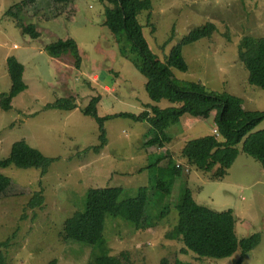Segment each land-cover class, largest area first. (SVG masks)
Masks as SVG:
<instances>
[{
  "label": "rangeland",
  "instance_id": "374dc122",
  "mask_svg": "<svg viewBox=\"0 0 264 264\" xmlns=\"http://www.w3.org/2000/svg\"><path fill=\"white\" fill-rule=\"evenodd\" d=\"M23 1L0 0V95L12 88L9 57L22 65L25 86L10 110L0 106V159L8 158L13 145L23 141L55 161L44 176L37 168L0 169L8 178V186L0 192V244L9 239L2 251L4 264H89L94 247L63 238L66 221H76L84 211L88 190L123 187L124 200L145 186L151 190L145 228L137 230L122 219L106 220L104 236L111 255L120 257L124 252L126 264H238L239 260L264 264L260 161L264 159V121L239 144L240 154L223 181H211L207 174L190 169L187 159L189 140L215 133L212 118L186 115L181 125L169 130L174 139L166 150L144 146L150 139L146 122L114 117L104 123L108 144L99 153L87 152L101 142L100 125L82 112L93 98H100V117L137 115L153 104L146 78L133 61L137 55L130 52L126 35L116 37L104 25L106 0H76L68 13L58 17L52 0H37L21 14L26 24H34L40 32L37 40L24 35L6 15ZM148 17L143 12L138 21L152 52L162 61L191 30L214 23L217 30L211 38L183 46L188 71L173 70L176 78L239 96L248 110L264 111V91L248 83V72L238 58L243 37H264V0H152ZM68 38L78 44L79 69L71 56L56 59L44 50L46 44ZM66 98H74L78 107L71 111L47 108ZM157 105L172 106L166 100ZM153 154L167 156L162 167L174 156L187 172L176 180L169 196L154 187L158 172L151 171ZM186 186L198 204L217 211L232 209L238 239L259 234V245L243 259L240 252L226 259H199L191 251L184 253V244L167 239L166 234L177 224L176 204ZM36 192L45 201L32 207ZM163 212L167 216L161 217Z\"/></svg>",
  "mask_w": 264,
  "mask_h": 264
},
{
  "label": "trees",
  "instance_id": "16d2710c",
  "mask_svg": "<svg viewBox=\"0 0 264 264\" xmlns=\"http://www.w3.org/2000/svg\"><path fill=\"white\" fill-rule=\"evenodd\" d=\"M37 0H24L11 7L6 15L11 17L24 35L33 40L41 37L34 24H26L21 14ZM76 0H52L56 17L68 13V8ZM109 5L105 9L104 25L116 36L126 35L131 42L130 52L136 54L133 60L135 66L146 78V91L153 104H147V110L140 114L121 113L114 116L100 117L98 114L99 97L93 98L89 105L82 109L86 116L93 117L100 125V145L87 148L85 151L99 153L107 144L104 129L105 121L114 117L129 118L136 122H146L148 132L154 137L144 143V146L166 148L172 140L169 129L178 125L185 115L196 118H206L211 112H216L215 129L217 133H208L203 137L188 141L187 159L190 169L207 174L211 181H223L228 170L233 166L240 154L239 144L243 139L264 121V111H251L245 107L244 100L236 95L224 92L210 91L205 85L197 82H187L176 78L173 70L188 71V64L183 55V46L208 39L216 32L214 23L208 22L189 32L182 42L174 47L164 60L154 54L144 35L143 26L138 16L152 9V0H106ZM44 50L53 58L61 59L71 56L74 66L79 69L82 57L77 42L72 39H59L48 43ZM122 53L127 54L123 49ZM240 63L248 72V83L264 91V37L245 36L238 48ZM8 71L12 78V88L9 93L0 95V106L3 110L12 108L13 100L25 90L23 85V67L16 58L7 60ZM166 100L172 104L161 108L157 103ZM78 107L75 99L58 100L49 104V109L74 110ZM167 157V156H166ZM168 166L159 169L155 189L164 195L172 194L176 180L186 173V170L168 158ZM55 161L43 155L39 150L26 142L13 145L8 158L0 159V169L16 167L21 169H41L44 176L49 166ZM174 161V162H173ZM264 168V159H260ZM151 167V166H150ZM8 186V178L0 172V192ZM126 189L123 187H107L89 189L86 195L84 211L78 213L76 221L67 220L63 234L64 241L80 242L94 247L96 253L89 264H126L125 253L121 256L111 255L104 231L108 217L122 219L137 230L145 228L147 205L150 195L149 187L138 189L137 195L122 200ZM45 199L36 192L31 200V206H41ZM178 221L166 237L169 240H179L184 244L183 252H193L200 258L226 259L235 253L245 254L255 249L260 241L259 234L239 240L236 235V217L232 209L217 211L198 204L192 191L186 186L176 204ZM167 216L163 212L161 217ZM9 239L0 244V264L5 263L2 255L7 248ZM239 260L238 264H241Z\"/></svg>",
  "mask_w": 264,
  "mask_h": 264
},
{
  "label": "crops",
  "instance_id": "0c3cea01",
  "mask_svg": "<svg viewBox=\"0 0 264 264\" xmlns=\"http://www.w3.org/2000/svg\"><path fill=\"white\" fill-rule=\"evenodd\" d=\"M106 88H107V87H106ZM213 113H215V112H213ZM215 114H216V113H215ZM185 116H186V115H185ZM185 116H184V117H185ZM187 116H188V115H187ZM184 117H183L182 119H184ZM209 118H212L213 121L215 120V116H214V117H212V116H211V117H207V119H209ZM182 119H181L179 125H181V123H182ZM214 123H215V122H214ZM176 126H177V125H176ZM176 126H175V127H176ZM175 127H173V128H175ZM173 128H171V129H173ZM171 129H169V130H171ZM182 131H185V130H182ZM149 137H150V139H152V138L154 137L153 132H152V133H151V132L149 133ZM150 139H149V140H150ZM173 139H174V137H172V140H173ZM172 140H171L167 145H169V144L172 142ZM144 143H145V142H144ZM144 143H143V144H144ZM168 149H170V147H169V148H166V150H168ZM167 153H168V151H167ZM151 156H153L152 163H150V165L153 166V168H152L151 171H154V172L156 171V172H158L159 169H163V168H165V167H162L161 164H162V162H164L163 160H165V159L167 160V158L164 159V157H165L166 155L164 156V154H161V155L159 156V158H157L156 155H154V154L151 155ZM171 158H172L173 160H175V157H174V156H172ZM167 163H168V162H167ZM176 163H177V162H176ZM150 165H149V166H150ZM165 165H166V164H165Z\"/></svg>",
  "mask_w": 264,
  "mask_h": 264
},
{
  "label": "built area",
  "instance_id": "2783aa9c",
  "mask_svg": "<svg viewBox=\"0 0 264 264\" xmlns=\"http://www.w3.org/2000/svg\"><path fill=\"white\" fill-rule=\"evenodd\" d=\"M217 133V130L215 129V134Z\"/></svg>",
  "mask_w": 264,
  "mask_h": 264
}]
</instances>
